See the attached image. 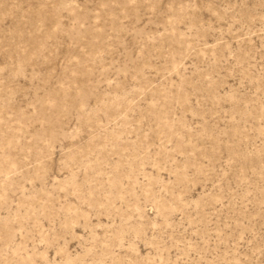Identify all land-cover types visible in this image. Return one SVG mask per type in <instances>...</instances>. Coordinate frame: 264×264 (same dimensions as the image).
<instances>
[{"label":"rangeland","instance_id":"1","mask_svg":"<svg viewBox=\"0 0 264 264\" xmlns=\"http://www.w3.org/2000/svg\"><path fill=\"white\" fill-rule=\"evenodd\" d=\"M0 264H264V0H0Z\"/></svg>","mask_w":264,"mask_h":264}]
</instances>
